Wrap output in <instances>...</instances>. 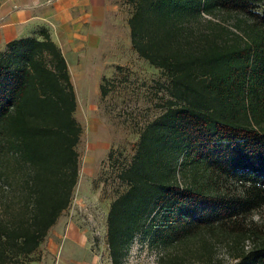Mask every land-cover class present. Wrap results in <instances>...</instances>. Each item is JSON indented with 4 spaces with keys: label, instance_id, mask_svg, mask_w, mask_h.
Segmentation results:
<instances>
[{
    "label": "trees",
    "instance_id": "16d2710c",
    "mask_svg": "<svg viewBox=\"0 0 264 264\" xmlns=\"http://www.w3.org/2000/svg\"><path fill=\"white\" fill-rule=\"evenodd\" d=\"M128 2L131 46L167 77L169 97L117 175L126 188L107 211L111 263L141 235L205 263L224 244L233 264H264V230L250 218L264 206V0ZM221 14L232 28L211 19ZM76 108L47 28L0 49V264L34 261L72 201Z\"/></svg>",
    "mask_w": 264,
    "mask_h": 264
},
{
    "label": "rangeland",
    "instance_id": "374dc122",
    "mask_svg": "<svg viewBox=\"0 0 264 264\" xmlns=\"http://www.w3.org/2000/svg\"><path fill=\"white\" fill-rule=\"evenodd\" d=\"M111 3L114 6L111 14L113 25L106 29L105 36L114 43H110L111 40L105 43L100 77V84L104 83L108 92L102 96L99 87L92 81L93 77H83L82 86L77 91L79 102L74 116L82 127L77 145L79 177L72 201L59 219L60 222L75 220L87 231L101 264H112L106 243L109 204L126 188L117 175L129 165L141 129L161 114L169 97L167 77L159 68L140 57L131 46L127 20L132 14V6L128 0H111ZM211 19L232 28L235 16L221 14ZM85 167L91 169L90 176H85ZM250 218L260 231L264 230V206L253 211ZM58 244V253L48 255L41 264H93L91 253L87 250L74 247L72 255L73 250L68 243ZM252 244L251 241L246 242V248ZM178 255L183 256L181 264L234 263L224 244L215 246L213 260L205 263L192 258V255H184L178 246L155 248L147 239L136 235L122 264H160L161 258ZM33 258L36 259V256Z\"/></svg>",
    "mask_w": 264,
    "mask_h": 264
},
{
    "label": "crops",
    "instance_id": "0c3cea01",
    "mask_svg": "<svg viewBox=\"0 0 264 264\" xmlns=\"http://www.w3.org/2000/svg\"><path fill=\"white\" fill-rule=\"evenodd\" d=\"M113 10L111 0H0V49L12 39L34 35L40 27L47 28L67 61L78 104L77 91L83 77H93L100 90L105 43L109 40L114 43L105 36L106 29L113 25ZM84 174L90 176L91 169L85 167ZM59 219L30 264H41L48 255L58 253V242L68 243L72 255L74 247L87 250L93 264H101L87 231L75 220L60 222Z\"/></svg>",
    "mask_w": 264,
    "mask_h": 264
}]
</instances>
